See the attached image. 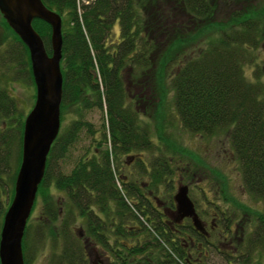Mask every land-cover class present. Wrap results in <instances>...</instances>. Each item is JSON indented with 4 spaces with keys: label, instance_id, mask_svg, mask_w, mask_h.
Here are the masks:
<instances>
[{
    "label": "trees",
    "instance_id": "1",
    "mask_svg": "<svg viewBox=\"0 0 264 264\" xmlns=\"http://www.w3.org/2000/svg\"><path fill=\"white\" fill-rule=\"evenodd\" d=\"M42 1L62 19L60 130L36 194L42 218L58 229L49 233L51 264H216L215 257L225 264H262L264 0ZM3 21L23 45L33 80L27 47ZM32 26L51 54L50 25L35 18ZM245 66L253 69L252 81ZM166 77L184 129L207 135L227 130L244 190L263 202L261 210L229 206L225 198L223 207L205 199L211 211L199 212L195 200L199 217H210L203 234L190 218L178 219L171 161L160 156L147 167L137 159L148 178L141 184L122 172L123 155L151 151L153 133H162L151 117L163 105ZM93 109L102 113L98 130L85 118ZM23 123L17 100L1 88L0 229L21 161ZM83 136L90 145L65 173L61 161ZM242 212L251 214L250 236L232 228ZM26 238L27 225L23 252ZM23 259L28 264L24 253Z\"/></svg>",
    "mask_w": 264,
    "mask_h": 264
},
{
    "label": "rangeland",
    "instance_id": "2",
    "mask_svg": "<svg viewBox=\"0 0 264 264\" xmlns=\"http://www.w3.org/2000/svg\"><path fill=\"white\" fill-rule=\"evenodd\" d=\"M231 6L240 7V5ZM217 7L219 10L225 9V6L219 3ZM118 32L119 23L117 21L114 26V39L118 38ZM263 57L264 54L261 59ZM252 72L251 66H245L246 77L251 81L253 80ZM32 82L23 45L14 39L13 33L6 27L0 14V89L5 88L17 100L23 118L34 104L35 86ZM163 84V105L158 110L157 118L155 115L151 117L153 128L158 125V128L162 130L159 137H163V142L158 139V133H153L151 151H136L121 157L122 172L141 184L143 181H148V178L140 174L138 165L135 163L137 159H143L149 167L156 158L164 156L171 161L173 167L168 175L173 185L172 195L175 194L179 184L187 185L189 197L193 202L197 200L199 203V212L201 210L211 211L205 199L212 200L218 206L223 207L225 198L229 199V206L236 207V202H239L251 209L261 210L263 202L244 190L240 165L231 147L227 130H222L217 135H207L184 129L172 105L173 93L168 77ZM147 105L146 102L142 103L144 107ZM85 118L91 122L94 129H100L103 118L99 110H90ZM90 142L91 140L83 136L68 157L61 161L62 170L65 173L73 168L76 160L85 152ZM41 214V201L39 197H36L27 222V246L26 251L23 252L28 264H51L50 258L53 256L54 247L51 245L49 233L51 230L57 233L58 229H55L54 223L42 218ZM250 215L239 213L237 224L232 225L234 232L237 229L239 234L247 232L249 236L252 234L254 225ZM200 218L206 229L202 233L206 234L210 229V217L203 214ZM77 229L78 225L73 227L74 231ZM258 254L260 251L257 250ZM260 256L264 264V254ZM214 261L216 264H225L219 257H215Z\"/></svg>",
    "mask_w": 264,
    "mask_h": 264
},
{
    "label": "water",
    "instance_id": "3",
    "mask_svg": "<svg viewBox=\"0 0 264 264\" xmlns=\"http://www.w3.org/2000/svg\"><path fill=\"white\" fill-rule=\"evenodd\" d=\"M0 12L28 48L36 89L34 105L24 119L21 161L13 196L0 229V264H24L21 244L24 229L44 175L47 155L60 128L62 19L42 0H0ZM35 18L51 27V54H48L41 36L32 26ZM173 200L178 219L190 218L193 226L204 232L187 185L177 186Z\"/></svg>",
    "mask_w": 264,
    "mask_h": 264
}]
</instances>
